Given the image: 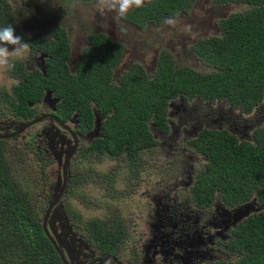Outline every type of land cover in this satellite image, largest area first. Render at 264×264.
Listing matches in <instances>:
<instances>
[{"label": "rangeland", "instance_id": "obj_1", "mask_svg": "<svg viewBox=\"0 0 264 264\" xmlns=\"http://www.w3.org/2000/svg\"><path fill=\"white\" fill-rule=\"evenodd\" d=\"M0 1L5 9L0 13V28L12 24L27 43L35 35L50 40L53 29H63L68 68L80 62L89 34H103L120 44L122 55L111 72L113 80L132 63L151 75L156 58L163 53L171 57L175 68L206 72L192 52V44L217 36L218 21L245 9L241 4L194 0L188 10L159 25L149 21L135 26L126 16L117 20L116 12L101 11L97 0ZM23 10L31 14L25 16ZM39 60L38 53L29 49L16 62L28 71L40 68ZM15 84V77L0 69V133H9L23 122L9 108ZM48 92L32 106L33 117L51 113V100L45 99ZM166 116L168 134L161 135L150 126L156 146L132 159L90 152L87 146L98 131L94 124L86 133L79 132L76 122L69 125L76 133L77 147L67 166L62 196L46 219L51 237L69 264L98 258L92 251L96 241L86 231L75 229L68 218L71 212L83 220H100L103 228L113 232V255L123 264H207L234 262L239 257L223 250L222 243L229 240L236 223L263 209L264 204L252 197L229 208L216 198L204 208L195 206L188 189L206 161L187 142L203 129L225 130L238 141L249 140L252 131L264 125V97L248 114L223 101L177 98L168 103ZM5 142L7 145L0 143V157L9 163L13 177L24 176L19 181L42 219L61 184V165L72 139L53 120L43 119ZM117 226L118 233L113 231Z\"/></svg>", "mask_w": 264, "mask_h": 264}, {"label": "trees", "instance_id": "obj_2", "mask_svg": "<svg viewBox=\"0 0 264 264\" xmlns=\"http://www.w3.org/2000/svg\"><path fill=\"white\" fill-rule=\"evenodd\" d=\"M193 2L148 0L141 8L130 9L126 19L135 26L149 21L159 25L188 10ZM216 2L241 4L245 9L218 21L217 36L192 44L206 72L175 68L171 57L163 53L156 58L151 75L132 63L113 80L111 72L121 59L122 46L103 34L86 36L81 60L71 69L66 64L65 32L55 28L50 40L37 35L28 39L30 50L44 56V73L24 70L20 62L9 71L16 79L10 110L18 119L30 118L29 104L39 102L48 90L59 100L54 114L61 122L75 115L77 128L86 133L94 116L98 118V136L87 146L90 152L128 159L156 146L150 126L161 135L168 134L167 106L177 98L223 101L233 110L251 113L264 97V0ZM2 9L0 5V13ZM0 143L5 145L3 140ZM187 146L206 161L190 188L196 205L205 207L217 198L231 208L252 197L264 204V125L254 129L249 140L241 141L225 130L203 129ZM21 177H13L9 163L0 157V264H62L42 231ZM68 218L75 229L96 241L99 255L111 254L116 238L100 220H83L76 212ZM222 248L239 257L234 262L207 264H264V208L239 221Z\"/></svg>", "mask_w": 264, "mask_h": 264}, {"label": "clouds", "instance_id": "obj_3", "mask_svg": "<svg viewBox=\"0 0 264 264\" xmlns=\"http://www.w3.org/2000/svg\"><path fill=\"white\" fill-rule=\"evenodd\" d=\"M101 11L116 12L117 20L124 18L130 9L141 8L145 0H97ZM24 15H30L29 10H23ZM121 31H126L121 27ZM11 49V50H10ZM30 49V44L16 34L12 24L0 28V69L12 71L15 68L16 61L22 59L23 55Z\"/></svg>", "mask_w": 264, "mask_h": 264}, {"label": "water", "instance_id": "obj_4", "mask_svg": "<svg viewBox=\"0 0 264 264\" xmlns=\"http://www.w3.org/2000/svg\"><path fill=\"white\" fill-rule=\"evenodd\" d=\"M50 94L51 93H47L46 96H45V99L49 100L50 98ZM51 100V99H50ZM52 103L54 104L56 101L55 100H51ZM96 117V116H95ZM43 118H46V119H51L53 120L54 123H56L57 125H59L61 128L67 130L69 132V134L71 135L72 137V140H73V143H72V146L71 148L69 149L68 153L66 154L65 156V159L63 161V164H62V171H61V174H62V182L59 186V189L57 191V194L54 196V198L52 199V201H50V203L48 204V207L43 215V218L41 219V223H42V231L45 235V237L48 239V241L51 243V245L53 246L55 252L57 253L58 257L60 258L62 264H68L64 255L62 254V252L60 251L59 247L55 244V241L54 239L51 237L49 231H48V228L46 227V219H47V215L50 211V209L53 207V205L58 201V198L59 196L61 195L62 191H63V188L65 186V179H66V166H67V162L70 158V156L73 154L74 152V149L76 147V144H77V140H76V136L75 134L69 130L68 126H66L65 124L61 123L57 117H55L53 114H47V115H44L42 117H38L36 119H33L32 121H28L26 123H24L23 125H21L18 129H16L14 132L10 133V134H6V135H2L0 137H4V138H9V137H13L15 135H18L20 132H22L24 129H26L27 127L37 123L39 120H42ZM74 119H75V116H73V118L69 121L70 122H74ZM98 118L96 117V121L94 122V126L96 127V129L98 130ZM115 261V259L113 257H110V256H106V257H102L98 260V264H102L103 262H106V261Z\"/></svg>", "mask_w": 264, "mask_h": 264}, {"label": "flooded vegetation", "instance_id": "obj_5", "mask_svg": "<svg viewBox=\"0 0 264 264\" xmlns=\"http://www.w3.org/2000/svg\"><path fill=\"white\" fill-rule=\"evenodd\" d=\"M39 55V57H40V60H39V66H40V68H36V69H39V70H41L42 71V73H44V70H43V68H42V61H43V59H44V56L42 55V54H38ZM30 70H32V69H30ZM15 86V85H14ZM51 93V92H50ZM55 100L56 102L53 104L52 103V101L50 102L51 103V106H52V111H51V113H47V114H53L54 116H55V111H54V107H55V104H57L58 103V99L57 98H55V97H53L52 96V94L50 95V98H49V100ZM48 100V101H49ZM38 103V102H37ZM37 103H35V104H29V106H30V108H31V110H32V106H34V105H36ZM10 108V107H9ZM33 111V110H32ZM12 112V111H11ZM47 114H45V115H47ZM42 116H44V115H40V116H37V117H33V114H32V116L30 117V118H28V119H22V124H20L19 126H17L16 128H14L13 129V131H10L9 133H0V136H4V135H6V134H10V133H12V132H14L16 129H18L21 125H23L24 123H26V122H28V121H32L33 119H36V118H38V117H42ZM73 116H75V115H73ZM73 116L69 119V120H67L66 122H61L58 118V120L61 122V123H63V124H65L66 126H68V128H69V130H71L72 132H73V130L70 128V124H74L75 122H76V124H77V121H76V119H74V123H72V122H70L69 123V121L73 118ZM16 117V116H15ZM56 117V116H55ZM17 119H18V117H16ZM43 119H46V118H43ZM42 119V120H43ZM42 120H39L38 122H40V121H42ZM96 121V117L94 116V119H93V124H94V122ZM36 124V123H35ZM34 125V124H33ZM32 126V125H31ZM59 126V125H58ZM98 126H99V124H98ZM76 127H77V125H76ZM63 129V128H62ZM78 129V128H77ZM63 130H65V129H63ZM79 130V129H78ZM68 134H69V132L67 131V130H65ZM90 131V130H89ZM23 132V131H22ZM79 132H80V130H79ZM21 133V132H20ZM74 133V132H73ZM81 133V132H80ZM75 134V136H76V133H74ZM15 136H17V135H15ZM69 136L71 137V135L69 134ZM98 136V131H97V135L95 136V137H93L92 139H94V138H96ZM9 138H11V137H9ZM9 138H4V137H0V140H3L4 141V143H5V145H7V143L5 142L7 139H9ZM71 139H72V137H71ZM91 139V140H92ZM76 140H77V137H76ZM91 142V141H90ZM72 143H73V140H72ZM90 144V143H89ZM71 146H72V144H71ZM76 147H77V144H76ZM76 147H75V149H76ZM71 148V147H70ZM69 148V149H70ZM75 149H74V152H75ZM69 151V150H68ZM74 152H73V154L70 156V158H69V160H68V162H67V166L69 165V161H70V159H71V157L74 155ZM68 153V152H67ZM66 153V154H67ZM66 156V155H65ZM64 159H65V157L63 158V161H64ZM63 161H62V164H63ZM67 166H66V171H67ZM61 171H62V165H61ZM61 182H62V174H61ZM59 189V188H58ZM62 193H63V191H62ZM62 193H61V195L59 196V198H58V200L60 199V197L62 196ZM188 193H189V196L191 197L192 195H191V193H190V188L188 189ZM57 194V193H56ZM55 194V195H56ZM54 195V196H55ZM54 198V197H53ZM52 198V199H53ZM52 201V200H51ZM191 202L195 205V206H197V207H200V208H204V207H201V206H198V205H196L194 202H193V200H192V197H191ZM50 203V202H49ZM48 203V204H49ZM47 207H48V205H47ZM47 207H46V209H47ZM46 209H45V211H46ZM45 211H44V213H45ZM50 211H51V209H50ZM49 211V212H50ZM44 213H43V215H44ZM49 214V213H48ZM48 216V215H47ZM42 218H43V216H42ZM237 224V223H236ZM233 230V229H232ZM231 230V231H232ZM231 231H230V234H231ZM76 236V235H75ZM231 236V235H230ZM77 238L79 237L78 235L76 236ZM230 239V238H229ZM224 243V242H223ZM113 247H114V245H113ZM93 248H95V245L93 246ZM92 251H93V253H94V255L95 256H98V258L95 260V261H92V262H90V263H88V261L86 262L85 260L82 262V263H80V264H98L99 262H98V260L100 259V258H102V257H106V256H110V257H113L114 259H115V261H111V260H109V261H106V262H103L102 264H106V263H113V264H123V263H121V261L115 256V255H113V252L114 251H112L111 252V254H109V255H103V256H101V255H99L96 251H95V249H92ZM67 261V260H66ZM67 263H68V261H67ZM210 263V262H209ZM69 264V263H68ZM148 264H160V263H155V262H150V263H148Z\"/></svg>", "mask_w": 264, "mask_h": 264}]
</instances>
